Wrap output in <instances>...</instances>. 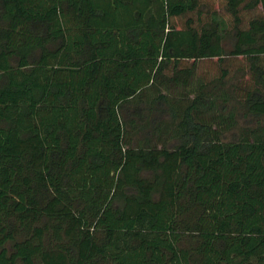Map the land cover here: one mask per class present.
<instances>
[{"label": "trees", "instance_id": "16d2710c", "mask_svg": "<svg viewBox=\"0 0 264 264\" xmlns=\"http://www.w3.org/2000/svg\"><path fill=\"white\" fill-rule=\"evenodd\" d=\"M231 102L264 121V0H0V264H264Z\"/></svg>", "mask_w": 264, "mask_h": 264}, {"label": "rangeland", "instance_id": "374dc122", "mask_svg": "<svg viewBox=\"0 0 264 264\" xmlns=\"http://www.w3.org/2000/svg\"><path fill=\"white\" fill-rule=\"evenodd\" d=\"M223 48L225 49V51H229L230 49H232V45H233V38L232 37H228L226 38L223 43ZM198 77L195 76L192 79L193 84L197 83ZM190 86L186 87V90L183 88H176L173 90H168L166 91L171 99V95H175L176 93L179 94L182 91H187L188 96H192L194 93H192V91L190 90ZM234 105L237 108V114H236V124L235 126L231 129L228 130L227 132L224 133L223 135V140L224 141H230V140H234L239 136V133L242 130H248L250 128L256 127L258 124H262L264 123V121L259 118V117H255L253 116V114H250L247 112L246 107L244 105H239L236 103H229V106ZM132 106H130V110H132ZM161 111H152L149 115L144 116L140 115V120L138 119L139 123H141V125L144 126L145 130L144 131H140L136 134L132 135V140L134 141V143L136 142L137 139L139 138H143L144 135L149 134L150 130H152L153 126L155 123H157L158 121H164L165 123L169 121V113L168 112H164V113H160ZM137 117V115H135ZM148 122V124L146 123Z\"/></svg>", "mask_w": 264, "mask_h": 264}]
</instances>
